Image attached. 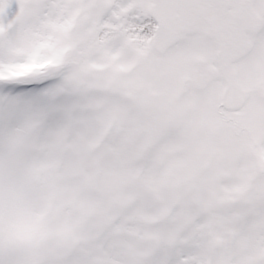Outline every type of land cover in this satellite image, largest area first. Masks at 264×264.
Listing matches in <instances>:
<instances>
[{"label": "snow or ice", "instance_id": "6c2138e0", "mask_svg": "<svg viewBox=\"0 0 264 264\" xmlns=\"http://www.w3.org/2000/svg\"><path fill=\"white\" fill-rule=\"evenodd\" d=\"M0 264H264V0H0Z\"/></svg>", "mask_w": 264, "mask_h": 264}]
</instances>
